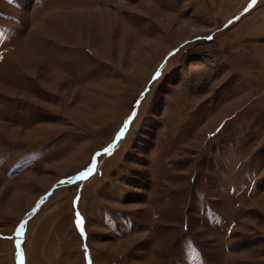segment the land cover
<instances>
[{
  "label": "rangeland",
  "instance_id": "374dc122",
  "mask_svg": "<svg viewBox=\"0 0 264 264\" xmlns=\"http://www.w3.org/2000/svg\"><path fill=\"white\" fill-rule=\"evenodd\" d=\"M0 264H264V0H0Z\"/></svg>",
  "mask_w": 264,
  "mask_h": 264
}]
</instances>
